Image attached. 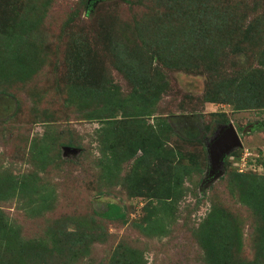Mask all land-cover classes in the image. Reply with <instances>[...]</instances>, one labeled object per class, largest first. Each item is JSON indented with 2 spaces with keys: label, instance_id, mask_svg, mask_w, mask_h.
Instances as JSON below:
<instances>
[{
  "label": "rangeland",
  "instance_id": "374dc122",
  "mask_svg": "<svg viewBox=\"0 0 264 264\" xmlns=\"http://www.w3.org/2000/svg\"><path fill=\"white\" fill-rule=\"evenodd\" d=\"M91 4L0 0V264H264V0Z\"/></svg>",
  "mask_w": 264,
  "mask_h": 264
},
{
  "label": "water",
  "instance_id": "95a60500",
  "mask_svg": "<svg viewBox=\"0 0 264 264\" xmlns=\"http://www.w3.org/2000/svg\"><path fill=\"white\" fill-rule=\"evenodd\" d=\"M92 0H88L91 4ZM257 128H262L261 124H257ZM241 134L238 133L231 123L218 128L213 137L206 145L209 161L208 177L215 178L219 173L224 158L230 152L242 147Z\"/></svg>",
  "mask_w": 264,
  "mask_h": 264
},
{
  "label": "trees",
  "instance_id": "16d2710c",
  "mask_svg": "<svg viewBox=\"0 0 264 264\" xmlns=\"http://www.w3.org/2000/svg\"><path fill=\"white\" fill-rule=\"evenodd\" d=\"M88 1V0H87ZM91 7V5H89V8ZM88 9V8H87ZM89 11V9L87 10V12ZM222 21L225 23L222 28H220V30L222 29H226V31L224 32L225 35H227L228 37L233 38V41L230 43V45L232 46V49L234 51H239L241 49V43L236 42L237 38L239 39L238 35L240 30L236 27H231L229 26V18H222ZM227 22V23H226ZM226 25V26H225ZM223 30V31H224ZM250 35V32H247L245 35H242V38L244 39L245 37L248 38V36ZM217 36V35H216ZM241 38V39H242ZM220 41H221V37H220ZM242 41V40H241ZM246 80V79H243ZM242 81V80H241ZM249 88V83H242L240 86L241 89V93L245 92L247 89ZM249 91V90H248ZM235 93V94H234ZM229 96H230V101L234 102L236 106L240 105L242 103V101H240V91L236 88L233 89L231 91H229ZM244 100V99H243ZM68 145H71V143H69ZM109 211L105 214L104 217H106L107 219H111V218H119L121 216L120 214V209L118 206L110 204L108 206Z\"/></svg>",
  "mask_w": 264,
  "mask_h": 264
}]
</instances>
